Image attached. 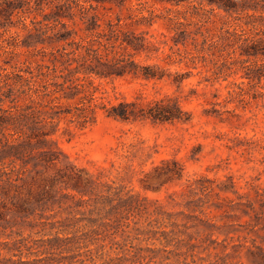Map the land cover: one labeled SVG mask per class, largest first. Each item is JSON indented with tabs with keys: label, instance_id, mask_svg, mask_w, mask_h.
Wrapping results in <instances>:
<instances>
[{
	"label": "rangeland",
	"instance_id": "1",
	"mask_svg": "<svg viewBox=\"0 0 264 264\" xmlns=\"http://www.w3.org/2000/svg\"><path fill=\"white\" fill-rule=\"evenodd\" d=\"M140 3L143 15L153 11L160 19L152 26L126 21L123 30L145 33L149 51L133 59L153 66L163 77L95 79V96L107 108L120 101L145 107L170 97L179 102L190 121L122 123L98 110L95 122L83 129L61 123L52 138L67 160L82 170L81 178L93 180L92 206L103 208L102 214H109L110 221L88 224L90 218L99 216L97 211L89 213V207L82 208L83 215L75 217L83 219L77 229L83 241L71 252L48 242L54 232L25 231L22 237L27 238L31 252L37 253L22 251L21 258L41 259L36 264H264V216L256 214L264 208V80L256 83L245 78L247 64L232 43L233 33L248 28L223 11L206 12V19H201L202 11L191 15L193 11L186 6L150 0H132L121 11L99 8V13L111 20L119 14L138 15ZM177 11H188L186 20ZM175 16L190 24L185 30L194 36L198 48L205 42L203 46L210 50L196 51L191 41L174 45L175 33L164 18ZM197 30L200 34L193 35ZM25 35L21 28L0 30V65L10 61L4 66L6 72L36 67L42 60L40 52L48 50L22 47ZM179 79L178 87L175 81ZM172 159L181 165L182 178L154 190L144 189L143 184H158L154 169L161 167L162 160ZM54 212L44 218L53 215V221L67 216ZM100 222L106 224L98 228ZM18 239L12 236L9 247ZM0 253L11 256L5 250ZM72 254L80 256L68 260Z\"/></svg>",
	"mask_w": 264,
	"mask_h": 264
},
{
	"label": "trees",
	"instance_id": "2",
	"mask_svg": "<svg viewBox=\"0 0 264 264\" xmlns=\"http://www.w3.org/2000/svg\"><path fill=\"white\" fill-rule=\"evenodd\" d=\"M131 1L0 0V30L6 32L11 28H21L26 32L22 47L48 48L40 52L42 60L36 67L6 72L4 66L10 61L3 60V65H0V239L4 237L7 240L0 242V251L11 254L6 257L0 253V264L41 262V259L21 258L22 251H26V255L37 253L31 252V247L26 244L27 238L22 237L25 231L41 235L45 231L49 235L54 232V236L48 238L49 243H56L68 252L75 251L83 241L82 235L77 234L83 219L75 217L83 215L82 208L89 207V213L97 211L99 216L90 218L88 224L110 221L107 218L109 214H102L103 208L92 206L91 196L96 195L93 180L90 177L82 179V170L67 160L53 140L61 123L75 124L83 129L95 122L98 110H104L107 118L122 123L190 121L189 114L170 97L152 101L145 107L135 102L120 101L107 108L98 102L101 97L95 96V79L131 76L150 81L163 77L153 66L140 65L133 59L134 55L149 51L145 33L135 35L123 30L127 26L126 21L136 26H152L160 19L159 16L153 11L143 15L145 8L142 3L139 4L140 9H136L139 16L128 13L122 17L119 14L111 20L108 15L99 13V8L107 12L113 8L121 11ZM150 1L186 6L187 10L193 11L191 15L198 16L202 11L201 19H206V12L216 9L235 16L234 20L239 23L243 21L248 30L233 33L232 43L239 56L245 59L243 64H247L244 66L245 78L256 83L264 80V0ZM204 6L210 10H205ZM187 12L177 11V15L186 20ZM39 16L41 20L37 19ZM175 17L164 18L175 33L172 38L174 45H185L191 41L196 51L210 50L203 46L205 42L198 48L194 36L185 30L190 24ZM29 18L30 22L26 24ZM198 34V30L193 33L195 36ZM11 39L15 40L14 37ZM181 82L180 79L175 81L178 87ZM161 164L154 169L158 184H143L144 189L154 190L182 178L183 169L178 161L162 160ZM198 183L203 188L200 180ZM198 183L195 182L196 185ZM97 203L94 201V205ZM106 203L109 204L110 200ZM52 212H64L67 216L53 221L50 220L54 219L53 215L44 218L46 213ZM256 214L264 216V208ZM104 224L106 222H100L98 228ZM90 232L95 234L96 229ZM14 235L20 239L12 241L13 245L9 247ZM39 241L43 243V239ZM78 256L72 254L68 260Z\"/></svg>",
	"mask_w": 264,
	"mask_h": 264
}]
</instances>
